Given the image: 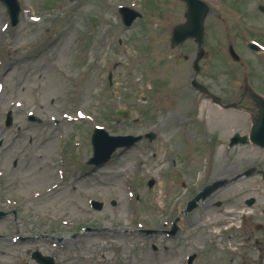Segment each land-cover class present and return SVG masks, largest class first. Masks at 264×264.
<instances>
[{
    "label": "rangeland",
    "instance_id": "rangeland-1",
    "mask_svg": "<svg viewBox=\"0 0 264 264\" xmlns=\"http://www.w3.org/2000/svg\"><path fill=\"white\" fill-rule=\"evenodd\" d=\"M18 1L15 27L0 2V88H22L0 97V171L8 170L0 178V264H37L36 251L55 264H187V254L196 256L193 264H263L264 230L256 227L264 226V183L254 174L232 178L253 165L264 170V151L230 149L226 139L248 132L249 118L214 105L190 82L196 77L223 103L238 101L245 86L264 95V52L247 47H264L257 9L264 0H204L209 57L197 74L196 42L170 44L172 28L185 22L180 0ZM122 6L143 14L128 30ZM229 45L241 62L229 57ZM12 102L21 104L10 109ZM243 104L254 109L249 98ZM96 127L115 136L152 132L155 139L94 168L86 161ZM18 159L30 170L17 174ZM209 161V181L227 184L184 214ZM57 180V198L25 199ZM250 198L255 203L247 204ZM121 200L124 207L113 205ZM104 224L124 229L107 232Z\"/></svg>",
    "mask_w": 264,
    "mask_h": 264
},
{
    "label": "water",
    "instance_id": "water-1",
    "mask_svg": "<svg viewBox=\"0 0 264 264\" xmlns=\"http://www.w3.org/2000/svg\"><path fill=\"white\" fill-rule=\"evenodd\" d=\"M5 2L10 10L12 17L14 18V23L17 22L19 8L16 4V0H2ZM187 5V13H186V23L184 25L178 26L173 31V38L172 44L177 46L182 42L194 38L199 44L200 53L197 58V62L195 65V69L198 72L199 66L198 62L203 58L205 52L201 48L202 46V39H203V32H204V21L208 14V7L199 0H182ZM125 13L124 18L127 25H131L132 21L138 17L137 14H133L132 11L127 9L122 10ZM133 14V16H130ZM255 47V46H254ZM257 48V47H256ZM230 54L235 60H239V57L236 55L235 51L232 47H230ZM194 84L198 87H201L199 84L194 82ZM257 101L259 108H260V117L257 123L253 126L251 131V141L261 147L264 148V101L254 97ZM118 115L122 117H127V113L123 111H118ZM148 138L153 139L154 136L149 134L147 135ZM141 137H118V138H110L107 140L105 134L103 132H96L93 136V144H94V158L91 160V163L96 165H101L107 160L111 158V154L118 148V147H125L130 148L134 142L139 141ZM238 140L245 142L244 139ZM114 141V142H112ZM211 192V189H207V191L203 194H200L195 201H198L200 198H205L208 193ZM195 201H193L190 205V210L195 207ZM253 200L249 201L251 203ZM98 208L101 207L99 204H95ZM34 257L41 263V264H54L52 259H45L39 256V254L34 255Z\"/></svg>",
    "mask_w": 264,
    "mask_h": 264
},
{
    "label": "bare ground",
    "instance_id": "bare-ground-1",
    "mask_svg": "<svg viewBox=\"0 0 264 264\" xmlns=\"http://www.w3.org/2000/svg\"><path fill=\"white\" fill-rule=\"evenodd\" d=\"M11 44H12V42H11ZM12 76V73H10V74H8L7 76H6V78H10ZM5 78V79H6ZM4 79V80H5ZM21 85H19L18 87H20ZM22 90V88H19V89H16L15 91H12V90H9L8 88H4L3 90H1L0 91V94H1V98H5V97H7V96H13V94L15 93H17L18 91H21ZM12 101V100H11ZM21 104V103H20ZM17 105H16V103L15 102H12L11 103V106H10V109H13V108H15ZM18 112H20L21 113V110L19 109L18 110ZM211 120H212V122H214V121H216V115L214 114V113H212V115H211ZM241 117H239V119H240ZM171 120L172 118H171V116L169 115L168 116V120ZM239 119H237V121L239 120ZM11 145H9V147H10ZM48 147H49V145H48ZM20 155H22V154H20ZM34 158H41L38 154L36 155V156H34ZM7 163V161L6 162H4V165ZM16 165L14 166V168H13V170L17 173V174H19L20 173V171L22 170V169H24V170H30L29 168H28V163H25L24 162V160H20V159H18V161L15 163ZM13 170H11V171H13ZM8 170H7V166H4L3 168H1V171H0V177H3L4 175H5V173L7 172ZM15 172H13V175H15ZM37 172V171H36ZM38 173V172H37ZM36 174V173H35ZM35 174H31V173H29V174H26V177H31V178H33L34 180H36V181H41V182H43V177L42 176H38L37 174L35 175ZM16 182L17 183H19L20 182V179L18 178L17 180H16ZM62 182H59V180H57L55 183H53V188H51V185L49 186V188H47V189H43V191L41 192V191H34L33 192V196L34 197H36V198H30V196L31 195H24V196H26V197H29V198H25V199H27V200H29V201H31V200H38V201H41V202H50V200H53V199H55V198H57L58 196H59V194L57 193V192H55V190H57V189H59V187L60 186H62ZM118 190V189H117ZM116 190V191H117ZM116 194V193H115ZM43 205H47L46 203L44 204L43 203ZM113 205H115V207L116 206H121L122 205V207H124L125 206V204H124V201L123 200H121V203L120 204H118L117 202H115ZM36 208L38 207L37 205H34ZM120 222H117V224H119ZM104 226H105V229H106V231L108 232V230L109 229H118V230H123L124 228H122V226H117V227H115V228H110V227H107V225L106 224H104ZM23 227V226H22Z\"/></svg>",
    "mask_w": 264,
    "mask_h": 264
},
{
    "label": "flooded vegetation",
    "instance_id": "flooded-vegetation-1",
    "mask_svg": "<svg viewBox=\"0 0 264 264\" xmlns=\"http://www.w3.org/2000/svg\"><path fill=\"white\" fill-rule=\"evenodd\" d=\"M246 98V97H245ZM239 102V106H243L241 107V110L245 112V114L251 119V118H255L257 116V110L254 107V109H250L248 108L246 105L243 104L242 100L238 101ZM264 230V229H263Z\"/></svg>",
    "mask_w": 264,
    "mask_h": 264
}]
</instances>
